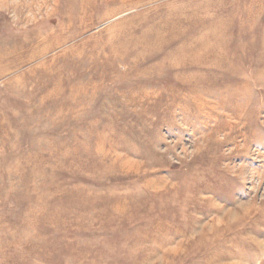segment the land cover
Masks as SVG:
<instances>
[{"label": "rangeland", "instance_id": "obj_1", "mask_svg": "<svg viewBox=\"0 0 264 264\" xmlns=\"http://www.w3.org/2000/svg\"><path fill=\"white\" fill-rule=\"evenodd\" d=\"M0 264H264V0H0Z\"/></svg>", "mask_w": 264, "mask_h": 264}]
</instances>
